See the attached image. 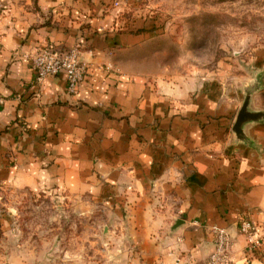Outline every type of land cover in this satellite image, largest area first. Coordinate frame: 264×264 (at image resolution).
Instances as JSON below:
<instances>
[{
  "label": "crops",
  "instance_id": "obj_1",
  "mask_svg": "<svg viewBox=\"0 0 264 264\" xmlns=\"http://www.w3.org/2000/svg\"><path fill=\"white\" fill-rule=\"evenodd\" d=\"M37 5L55 27L28 32L41 22L27 12L0 36V182L32 188L52 178L122 208L140 264H202L215 228L232 235L231 264H264L246 255L238 231L247 219L264 234V121L235 144L236 107L219 91H153L141 75L156 70L130 62L142 36L112 30L119 8L105 11L103 0ZM48 46L80 48L86 73L74 94L62 74L34 83L30 59Z\"/></svg>",
  "mask_w": 264,
  "mask_h": 264
},
{
  "label": "rangeland",
  "instance_id": "obj_2",
  "mask_svg": "<svg viewBox=\"0 0 264 264\" xmlns=\"http://www.w3.org/2000/svg\"><path fill=\"white\" fill-rule=\"evenodd\" d=\"M20 1L28 10L14 12L8 0H0V20H6L0 36L17 29L14 21L27 12L41 22L28 32L56 26L37 0ZM103 1L105 11L120 9L113 32L142 36L143 44L129 52L130 62L146 61L156 70L141 75L153 91L169 96L202 84L219 91L237 112L245 89L256 86L252 106L264 109V0ZM47 180L32 188L0 182V264H140L127 212ZM256 239L264 245V234Z\"/></svg>",
  "mask_w": 264,
  "mask_h": 264
},
{
  "label": "built area",
  "instance_id": "obj_3",
  "mask_svg": "<svg viewBox=\"0 0 264 264\" xmlns=\"http://www.w3.org/2000/svg\"><path fill=\"white\" fill-rule=\"evenodd\" d=\"M80 56L81 51L78 46L66 50L48 46L37 50L30 59L34 82L40 84L46 78L62 74L65 77L67 93L74 94L86 73V64L82 62ZM238 231L247 241L246 255L252 257L253 252L262 245L256 239L255 227L247 219H242L238 223ZM213 234L214 251L202 264H231L230 234L226 229L221 228H215Z\"/></svg>",
  "mask_w": 264,
  "mask_h": 264
},
{
  "label": "water",
  "instance_id": "obj_4",
  "mask_svg": "<svg viewBox=\"0 0 264 264\" xmlns=\"http://www.w3.org/2000/svg\"><path fill=\"white\" fill-rule=\"evenodd\" d=\"M257 89L256 86H250L245 89L241 107L237 111L234 123L231 127V134L235 144L245 143L247 141L245 131L249 125L264 121V109H256L252 106V94L257 91ZM230 236L232 237L231 234Z\"/></svg>",
  "mask_w": 264,
  "mask_h": 264
},
{
  "label": "trees",
  "instance_id": "obj_5",
  "mask_svg": "<svg viewBox=\"0 0 264 264\" xmlns=\"http://www.w3.org/2000/svg\"><path fill=\"white\" fill-rule=\"evenodd\" d=\"M261 248H264L263 244L257 250H255L253 252V256L252 257H255V258H258V259L262 258L264 256V251Z\"/></svg>",
  "mask_w": 264,
  "mask_h": 264
}]
</instances>
